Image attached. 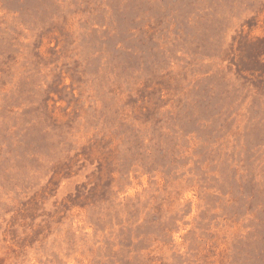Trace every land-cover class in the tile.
I'll return each mask as SVG.
<instances>
[{"label": "rangeland", "instance_id": "1", "mask_svg": "<svg viewBox=\"0 0 264 264\" xmlns=\"http://www.w3.org/2000/svg\"><path fill=\"white\" fill-rule=\"evenodd\" d=\"M0 264H264V0H0Z\"/></svg>", "mask_w": 264, "mask_h": 264}]
</instances>
